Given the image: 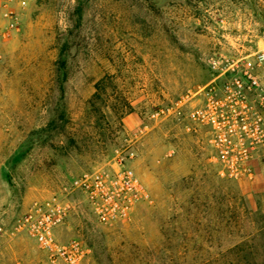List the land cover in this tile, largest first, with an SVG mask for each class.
<instances>
[{"label": "rangeland", "instance_id": "obj_1", "mask_svg": "<svg viewBox=\"0 0 264 264\" xmlns=\"http://www.w3.org/2000/svg\"><path fill=\"white\" fill-rule=\"evenodd\" d=\"M263 45L264 0H0V222L119 152L150 200L103 225L76 196L56 235L84 264H264V153L229 179L202 129H144L212 77L211 54ZM31 240L10 248L43 260Z\"/></svg>", "mask_w": 264, "mask_h": 264}, {"label": "built area", "instance_id": "obj_2", "mask_svg": "<svg viewBox=\"0 0 264 264\" xmlns=\"http://www.w3.org/2000/svg\"><path fill=\"white\" fill-rule=\"evenodd\" d=\"M206 63L212 77L151 112L152 123L144 129L158 119L176 122L186 131L202 129L217 173L229 179L250 177L264 153V45L244 54L214 52ZM76 196L103 225L128 219L136 204L150 200L146 185L118 152L112 163L82 171L32 202L9 227L0 222V235L31 238L43 254L38 264H84L90 252L84 241L56 235L74 211Z\"/></svg>", "mask_w": 264, "mask_h": 264}, {"label": "crops", "instance_id": "obj_3", "mask_svg": "<svg viewBox=\"0 0 264 264\" xmlns=\"http://www.w3.org/2000/svg\"><path fill=\"white\" fill-rule=\"evenodd\" d=\"M23 236H24V234H21V235L17 236V239L11 241L6 234L0 235V264H17V263L38 264L39 263V261H40L39 258L35 259L34 257H32L31 260H28V259L24 260L22 258H19V256H15V255H17V253H15L11 250L12 248H10V246L13 245L16 248V251L18 253L23 252V250H22L23 244L20 241V238Z\"/></svg>", "mask_w": 264, "mask_h": 264}]
</instances>
